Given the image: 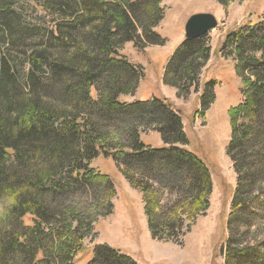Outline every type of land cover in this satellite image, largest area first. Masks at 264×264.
<instances>
[{"label": "trees", "instance_id": "1", "mask_svg": "<svg viewBox=\"0 0 264 264\" xmlns=\"http://www.w3.org/2000/svg\"><path fill=\"white\" fill-rule=\"evenodd\" d=\"M163 1L0 0V264H74L97 218L113 208V183L91 166L100 155L141 192L153 240L180 245L208 210L210 173L186 148L179 114L165 99H120L140 76L119 52L127 43H163L155 32ZM214 1L226 8L233 0ZM37 9L43 16L32 18ZM210 50L206 35L184 39L163 84L185 99ZM219 54L234 60L242 85V102L229 111L226 154L236 184L227 221L235 235L225 264H260L264 243L248 247L244 238L249 216L264 205V12L227 34ZM212 86L200 98L203 111ZM145 132L159 134L162 146L144 145ZM166 196L173 199L163 204ZM253 255L255 263L247 260ZM88 264L141 263L99 244Z\"/></svg>", "mask_w": 264, "mask_h": 264}, {"label": "rangeland", "instance_id": "2", "mask_svg": "<svg viewBox=\"0 0 264 264\" xmlns=\"http://www.w3.org/2000/svg\"><path fill=\"white\" fill-rule=\"evenodd\" d=\"M161 7L163 19L155 32L163 43L147 45L142 50L127 43L119 52L128 62L139 67L140 76L135 91L120 99L125 102L165 99L179 114L187 139L186 148L205 164L210 173L212 187L209 208L196 218L180 245L153 240L148 230L141 192L130 187L111 157L100 155L92 161L91 166L113 183V208L107 217L97 218L93 234L85 239L74 264H88L93 257V247L99 244L116 248L141 264H225L227 237L231 232L235 235L227 217L236 175L226 150L231 136L229 111L242 102V85L236 63L233 59L222 58L219 49L227 34L258 22L264 12V0H233L226 8L214 0H164ZM31 12L32 18L43 16L38 9ZM197 13L213 15L218 26L206 35L211 50L198 88L184 99L177 96L174 88L164 85L162 78L166 63L184 40L186 21ZM44 21L49 24L50 18H44ZM209 84L213 85L214 98L203 111L200 98L204 87ZM141 141L153 148L162 146L157 133L145 132L141 134ZM81 199L84 198L79 197V202ZM172 199L166 196L163 204H168ZM86 200L79 205L88 206ZM263 200L261 198L260 201ZM24 223L30 224V221L25 218ZM247 224L249 230L244 238L245 245L261 246L264 243V205L249 216ZM4 226L5 222L0 229ZM259 255L263 261L260 264H264V251L261 250ZM257 259L258 256L253 255L247 260L255 263Z\"/></svg>", "mask_w": 264, "mask_h": 264}, {"label": "water", "instance_id": "3", "mask_svg": "<svg viewBox=\"0 0 264 264\" xmlns=\"http://www.w3.org/2000/svg\"><path fill=\"white\" fill-rule=\"evenodd\" d=\"M218 26L216 18L208 13H197L188 18L184 25V39L203 37Z\"/></svg>", "mask_w": 264, "mask_h": 264}]
</instances>
